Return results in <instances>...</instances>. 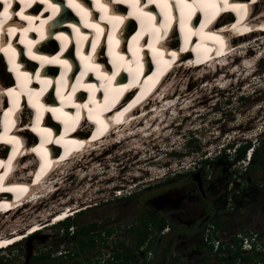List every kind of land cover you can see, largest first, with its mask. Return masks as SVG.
I'll return each instance as SVG.
<instances>
[{
    "label": "bare ground",
    "instance_id": "bare-ground-1",
    "mask_svg": "<svg viewBox=\"0 0 264 264\" xmlns=\"http://www.w3.org/2000/svg\"><path fill=\"white\" fill-rule=\"evenodd\" d=\"M36 1L24 0V6H30L20 10L13 8L10 11H5V8H0V118L2 119L0 125L3 127V131L0 132V217L3 216L0 222V234H2L0 235V247L19 242L33 233L34 229L46 228V226L61 221L68 215V212L73 215L80 211L79 207L87 204L90 199L76 206H74V202L77 200L79 203L80 198L71 197L64 201L67 196L64 192L71 190L73 185L72 181L71 185L68 184V181L76 175H78L79 183L91 182L98 175L101 176L98 183L104 180L115 181L116 178H119L120 175L116 172L118 165L116 166L113 160L133 151L138 155L140 153L147 155L149 151L154 149V146H150L152 140L166 135L167 129L182 116V113L188 112L195 106L197 101L203 97L202 93L205 90L202 87L197 90L196 94L190 95L189 88L179 87L182 85L184 87L191 81L205 83L206 81L204 82L200 78H204L211 72L205 71L200 74L197 72L200 67L209 69V71L216 67L215 76L224 73V70L231 69L236 61L247 58V56L236 55V53L230 54L232 50H236V45H241L240 40L243 42V40H248L250 37L256 38L260 36L259 34L264 33V0H253L256 2H252V0H217L214 5H211L214 0H209V3L207 0H168V2L176 4L177 7L179 5V8L186 15L185 23H177L176 21L172 24V27L175 25L179 27L170 30L171 37L168 40H164L163 36L167 34L168 30L160 29L158 31L160 27L158 22L154 24L152 29L138 26L137 32L133 35L126 29L131 22H127L116 29L119 23V14L115 16V12H118L116 10L120 8L111 5L112 1L109 0L96 1L97 8L104 9L100 14L105 15L107 13L110 16L108 27L107 21L101 22V19L93 15L92 12H95V9L91 6L88 7L85 4L84 10H82L83 6L76 3V1L81 3L79 0H75L74 5L79 7L81 14H83L81 22L72 20L71 17L67 16L69 12L65 13L67 9L65 5L72 6L69 0L67 2L52 0L55 6L50 7V9L47 7L46 13L43 8L36 4ZM119 1L125 3V0ZM11 3L14 1L9 0L5 2L4 6H9ZM108 5L110 6L108 7ZM135 5L136 8L131 17L143 18L142 9L140 12L138 11L141 5H137V3ZM224 5L226 7L231 6L238 15L236 25L227 26L226 23L232 21L230 19L221 22V25H224L223 29L226 28L225 33L224 30H218V25L207 27L209 20L218 17V12ZM58 6L62 9L59 18L65 19V24L72 27L74 36L68 29L50 28L51 24H49L48 31H43L42 28H44L46 21H51L53 17V13L49 10H56ZM163 6L165 8L161 9L162 14L165 15L170 12L168 19L174 18L175 12H172L173 15L171 16L170 4L168 6L163 4ZM256 6L257 12H255ZM71 8L76 10L75 7ZM151 12V10H145L144 13L148 15ZM20 13L22 16L18 15ZM200 15L204 17V22H208L197 25ZM227 15L228 13H224L221 17L225 18ZM25 17L28 19H24ZM57 21L56 19L51 23L56 25ZM85 24L97 25V27L85 28L84 30ZM242 28L251 32L244 35L243 38L228 40L232 36L231 33H240ZM107 29H110L112 33L109 43L106 44V49L108 52L114 51L110 57H112L115 65L120 63L123 68L115 66L112 74L109 73L103 60H99L101 52H95L96 40L102 35L100 41L103 42ZM182 29L186 38L184 39L182 34L181 38L184 39V46L188 47V50L192 51L195 44H198L200 40L203 41L204 47H206L205 51L209 53L205 55L204 59L211 58L208 59L206 65H197L193 62L189 64L190 58L182 60L181 54L175 52L174 46L176 45L174 44H177V32ZM95 30H98L97 34L94 37H88ZM152 31L155 32V36H151L153 40L148 36L138 39L139 35L143 36ZM85 34L88 38L84 42V38L80 35ZM63 35L67 37V40L64 39ZM53 36L62 39L61 49L67 47L71 40H74L77 43L76 48H78L75 58L79 60L73 59L68 54L58 56L56 49L60 40L56 38V43H53ZM215 36L227 40L226 44L224 43L223 46L219 44L215 40ZM116 38L117 40L113 42ZM164 41L165 44H173L170 46L171 53L175 54L172 58L162 50ZM259 41L261 40L256 38L251 46L246 47L248 54L254 50V46ZM123 44L129 45L127 52H124ZM88 45L94 47L89 46L88 48ZM78 46H81L82 50ZM50 48L51 50H49ZM144 48L142 53L137 50ZM230 49L231 51L228 53L227 50ZM45 50L49 51L45 53ZM164 50H166L165 46ZM95 54L98 55L96 58H94ZM150 54L154 57H147ZM3 56L9 65L7 69L2 61L5 59ZM34 56L41 59H33ZM138 58H142L141 62ZM231 58L234 59L229 62L228 60ZM45 59L61 61V63L52 64L61 65L66 71L69 69V73L66 75V72H62L63 76L57 77L49 75L47 67L50 64L45 63ZM154 60H156L157 67L154 76L149 74L150 71L147 73L144 71L140 74L137 68L134 69L130 65L135 61V63L145 65L148 68ZM194 60H201V56L196 55ZM34 61L37 62L38 67L36 68H33L36 64ZM77 63L80 66H87V70L84 69L81 76L84 73V76L90 75L89 73L92 71L94 74L86 76L80 81L72 82L71 76H69L71 72L75 71L74 73L77 74L81 71V67L76 66ZM73 67L75 69L71 71ZM119 68V71L122 70L127 73H132V69L135 70L129 83H126L125 78L115 79ZM255 68L256 64L255 66L253 64L242 70L252 69L254 71ZM158 72L160 73L157 74ZM228 76L231 75L227 73L225 77L220 79L226 80ZM136 82L138 86L134 89ZM157 84L158 86H156ZM206 85L208 86V84ZM80 89L88 92L87 101L79 96ZM53 91H55V100L49 97ZM185 95L192 96V98H190L189 104L183 106L181 98ZM195 95L196 97H193ZM6 97L9 100L14 98V107L7 112L6 110L2 112L1 109L4 110ZM17 101H21L20 104L16 105ZM26 105L38 114L34 115V113L29 112ZM84 105H87V108ZM170 114L173 118L169 117ZM6 120L8 127L14 128L11 131L8 130V127L4 129ZM29 129L33 131L32 134L28 133ZM3 144L9 145L10 148H2ZM106 154H112V156L105 157ZM101 156H104L103 160L105 161H101ZM151 159L152 157L143 158L138 163L147 162L148 165ZM106 162H112L116 166L115 172L108 171L110 166ZM139 171L148 172V169L144 170L140 166L138 173ZM110 173L112 174L108 177ZM137 175L140 176V174ZM94 184H90V187ZM4 191L8 193H4ZM57 195L62 196L58 197ZM84 196L82 194V198ZM61 200L63 201L60 202ZM41 207H47L48 213L44 211L41 215H37ZM19 209H29L30 212L28 214L19 212L15 213L16 215L13 214ZM18 215L22 216V221L16 220L17 217H20ZM6 217H8V221L4 222ZM15 223L22 225V230L19 228V230H14L15 232L12 231L13 234H5L11 229L17 228Z\"/></svg>",
    "mask_w": 264,
    "mask_h": 264
},
{
    "label": "rangeland",
    "instance_id": "rangeland-1",
    "mask_svg": "<svg viewBox=\"0 0 264 264\" xmlns=\"http://www.w3.org/2000/svg\"><path fill=\"white\" fill-rule=\"evenodd\" d=\"M259 35L256 38L261 41L249 54L246 47L256 38L240 40L241 45L235 46L236 50L230 54L247 58L236 61L231 69L215 76L216 67L212 71L200 67L197 70L200 74L211 72L206 73L205 79L200 78L205 83L191 81L179 87L189 88L190 95L202 87L205 90L195 106L182 113L167 129L166 135L152 140L150 146L154 149L147 155L133 151L113 160L118 165L119 178L98 183L101 179L98 175L91 182L79 183L76 175L68 181L70 185L73 182L72 191L64 192L67 195L64 201L80 198L74 206L89 199L91 202L79 207L80 211L66 222L43 227L1 249L0 264H103L115 261V251L121 253L122 262L139 264L143 257L140 249L135 256L130 254L135 250L145 220L149 222L148 234L155 235L156 228L151 226V220L156 217H163L170 231H160L152 240L155 253L150 264H230L232 260H237L234 264H252L232 259L228 253L216 251L212 246L209 249L202 245V240H212V244L215 238L229 241L232 237L229 233L234 232L229 223L234 220L252 218L254 224L261 222L259 229L264 228V142L260 143L264 139V33ZM253 64H256L255 72L242 70ZM227 73L231 76L221 80ZM190 98L192 96L182 97V105L189 104ZM169 117L173 118L172 114ZM247 142H251L249 148L254 146L250 159L231 161L233 148ZM231 144L233 146L228 149ZM223 153L227 154L226 160L217 157ZM104 156L100 157L101 161H105ZM148 156L152 157L148 165L147 162L138 163ZM254 156L259 166L252 170L249 166ZM107 164L108 171L115 172L116 166L112 162ZM140 166L148 169L149 174L147 171L138 173ZM196 176L201 180L203 192ZM90 184L94 185L90 187ZM46 208L41 207L36 214L48 213ZM18 212L28 214L30 211L19 209L12 213ZM18 216L16 220L22 221V216ZM215 218L226 219L228 234L212 228ZM7 221L8 217L4 222ZM15 225L16 229L5 234L22 230V225ZM77 230L81 231L76 235ZM90 238L95 245L90 250H82Z\"/></svg>",
    "mask_w": 264,
    "mask_h": 264
},
{
    "label": "flooded vegetation",
    "instance_id": "flooded-vegetation-1",
    "mask_svg": "<svg viewBox=\"0 0 264 264\" xmlns=\"http://www.w3.org/2000/svg\"><path fill=\"white\" fill-rule=\"evenodd\" d=\"M200 182H201V180H200ZM197 184H198V181H197ZM198 186H199V184H198ZM199 188H200L201 192H203V190L201 189V186H199ZM206 217H207V215H206ZM207 219L208 218H206L205 220L207 221ZM154 221L155 220H151V222H153L151 226H154L153 228H156L155 235L154 236L149 235L148 238H146L145 242L143 243V244H146L148 247L145 248L146 250H140L143 257L147 253H149V256H148V258H145V259H142L143 258L142 257L139 264H150V262L152 260V255H153V253H155L153 251V246L151 245L153 242L152 240L154 238H156V235L158 236L160 231H162L165 227L168 228L166 230L167 232L170 231V227L168 225L163 227L161 230H158L157 224H155ZM254 222H255V220L252 218L250 220H243V219L234 220L233 223H229V226L231 225L230 226L231 231L234 230V232L229 233L232 236L229 241H226V240L223 241L220 238H218V239L215 238V240L218 241V244L214 248V244H212V242H210V240L204 239V241H203L201 239L202 245L203 244L207 245V247L209 249H211V246H212L214 248V250L219 251L221 253H228L227 255L229 257H231L232 259H234V258L238 259V260L243 259V260H247L248 262H250L252 264H261V261H264V241L262 240V238L264 237V228L259 229L261 222H257L256 224H254ZM226 224H227L226 219L215 218L214 224L212 225V228L215 229V231H217L218 233H220L222 231L226 232L227 227H228V226H226ZM165 234H167V233H165ZM162 235H164V234H162ZM218 236H220V235L218 234ZM244 238H250L253 241V243H254L253 249L245 250L242 248V241L244 240ZM141 246L139 247V249L141 248ZM238 251H240L241 255H239ZM254 256H255V258H253ZM142 260H144V262H142ZM236 261L232 260L228 263L234 264ZM106 263L104 262L103 264H106Z\"/></svg>",
    "mask_w": 264,
    "mask_h": 264
},
{
    "label": "trees",
    "instance_id": "trees-1",
    "mask_svg": "<svg viewBox=\"0 0 264 264\" xmlns=\"http://www.w3.org/2000/svg\"><path fill=\"white\" fill-rule=\"evenodd\" d=\"M263 142H264V139H261L260 143H263ZM250 145H251V142H247V143H243L242 145L238 146L237 148H234V154L231 157V161L237 162V161L245 158V153H246L247 149L250 147ZM231 146H232V144H231ZM251 148L254 149V146H252ZM217 157L221 158L223 160H226L227 154L223 153ZM256 160L257 159L254 156L253 161L251 162V164L249 166L252 170H254L255 168H257L259 166L257 164ZM206 161H204V162H206ZM155 220L159 221V223H157L158 230H161L163 227L166 226V221L163 217H156ZM64 222H66V220ZM148 223H149L148 220L144 221V227H143L142 231L140 232L139 239L136 242L135 250L130 254L131 257L135 256L136 250L145 242L146 238H148V235H149L148 234ZM81 230H82V228H81ZM81 230H77L76 235ZM90 239L91 240H89L87 242V247H85V248L81 247L82 250H90L95 245L93 242V239L92 238H90ZM238 253H239V255H241L240 251H238ZM120 254L121 253L119 251H115L114 252L115 261L107 262L106 264H120V263L126 264L127 263L126 261L122 262V260L120 259ZM78 264H82V262H78Z\"/></svg>",
    "mask_w": 264,
    "mask_h": 264
},
{
    "label": "built area",
    "instance_id": "built-area-1",
    "mask_svg": "<svg viewBox=\"0 0 264 264\" xmlns=\"http://www.w3.org/2000/svg\"><path fill=\"white\" fill-rule=\"evenodd\" d=\"M252 155V148H249L246 153H245V158L241 159V161H244L246 158L249 160L250 157ZM168 228L165 227L163 230H167ZM162 230V231H163ZM207 237V235H206ZM210 242H212V240H210ZM218 244V241L215 240V244H214V248L217 246ZM253 241L250 239V238H244V240L242 241V248L245 249V250H251L253 249ZM148 247L146 244H143L140 248V250H146L145 248ZM149 256V253L145 254V256L142 258V259H145V258H148ZM141 261V260H140ZM142 262H144V260H142Z\"/></svg>",
    "mask_w": 264,
    "mask_h": 264
},
{
    "label": "snow or ice",
    "instance_id": "snow-or-ice-1",
    "mask_svg": "<svg viewBox=\"0 0 264 264\" xmlns=\"http://www.w3.org/2000/svg\"><path fill=\"white\" fill-rule=\"evenodd\" d=\"M151 2H153V0H147V3H151ZM28 6H30V5H27V7ZM178 7H179V5H178ZM18 15H21L22 16V13H20V14H18ZM5 18L7 19V15L5 14ZM24 19H28L27 17H25ZM98 19H101V20H104V19H106V17H104V16H100V17H98ZM163 27H166V25H162ZM84 27H86V28H96L97 27V25H91V24H85L84 25ZM41 38H43V37H41ZM85 40H87V37H85ZM19 43V42H18ZM90 47H94V46H92V45H90ZM149 47H151V45H149ZM33 59H37V60H39V59H41L40 57H32ZM45 63H48V64H52V63H61V61H58V60H54V61H49V60H46L45 59ZM84 107L85 108H87V105H84Z\"/></svg>",
    "mask_w": 264,
    "mask_h": 264
},
{
    "label": "clouds",
    "instance_id": "clouds-1",
    "mask_svg": "<svg viewBox=\"0 0 264 264\" xmlns=\"http://www.w3.org/2000/svg\"><path fill=\"white\" fill-rule=\"evenodd\" d=\"M25 7H27V5H25ZM232 146H233V144H232ZM231 145L229 146V147H227L228 149H230L231 147H232ZM234 149V148H233ZM67 220V219H66ZM62 222H64V221H62ZM58 223H60V222H58ZM57 224V223H56Z\"/></svg>",
    "mask_w": 264,
    "mask_h": 264
},
{
    "label": "water",
    "instance_id": "water-1",
    "mask_svg": "<svg viewBox=\"0 0 264 264\" xmlns=\"http://www.w3.org/2000/svg\"><path fill=\"white\" fill-rule=\"evenodd\" d=\"M197 176H198V174H197ZM197 176H196V180L198 181L199 186H201V185H200V180L197 179Z\"/></svg>",
    "mask_w": 264,
    "mask_h": 264
}]
</instances>
